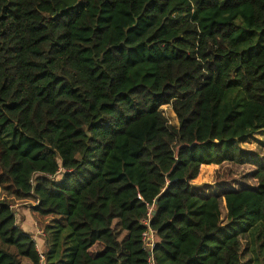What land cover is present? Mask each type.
<instances>
[{"label": "trees", "instance_id": "1", "mask_svg": "<svg viewBox=\"0 0 264 264\" xmlns=\"http://www.w3.org/2000/svg\"><path fill=\"white\" fill-rule=\"evenodd\" d=\"M262 130L264 0H0V264L41 262L14 201L43 264H148L151 209L157 264H264V169L193 185Z\"/></svg>", "mask_w": 264, "mask_h": 264}, {"label": "rangeland", "instance_id": "2", "mask_svg": "<svg viewBox=\"0 0 264 264\" xmlns=\"http://www.w3.org/2000/svg\"><path fill=\"white\" fill-rule=\"evenodd\" d=\"M162 111L169 123L177 127L178 121L172 108L170 106H165L162 108ZM242 148L247 152L248 159L250 160L249 164L243 167L225 165L216 170L203 171L202 177L198 181L199 184H195L194 189L203 192V194H209L218 193L225 189L241 190L255 187L256 183L252 179V175L258 167L264 169V130L249 137L247 143L242 144ZM31 205H33L32 201H14L13 209L18 215V224L22 226L24 231L32 233L34 238L41 243L43 242V238L37 235L39 230L36 227L37 224L29 217L27 221L26 214L29 213ZM222 211L225 216L226 210L224 203ZM94 254H97V251H94Z\"/></svg>", "mask_w": 264, "mask_h": 264}, {"label": "built area", "instance_id": "3", "mask_svg": "<svg viewBox=\"0 0 264 264\" xmlns=\"http://www.w3.org/2000/svg\"><path fill=\"white\" fill-rule=\"evenodd\" d=\"M139 198L142 199L141 197H139ZM152 215H153V209L150 210L149 218L145 222V225L147 226V231L143 235V241H144V250L149 255L148 264H157L155 261V258H154V250H155L156 244L158 242V238H157V233L150 227V219H151ZM37 235H40L41 237L44 236V234L41 231H38ZM35 241L37 242L36 246H37V249H38L40 256H41L40 264H43L45 258H44V255L42 253L41 246L38 244V241L36 238H35Z\"/></svg>", "mask_w": 264, "mask_h": 264}, {"label": "crops", "instance_id": "4", "mask_svg": "<svg viewBox=\"0 0 264 264\" xmlns=\"http://www.w3.org/2000/svg\"><path fill=\"white\" fill-rule=\"evenodd\" d=\"M175 114V113H174ZM176 116V115H175ZM177 118V117H176ZM178 121V120H177ZM220 167L219 166H215V165H212V166H202V168H201V171H200V176H199V178L193 183V185H195V184H199V179H201V177H202V173H203V171H208V170H212V169H219ZM224 207H225V202H224ZM225 210H226V208H225ZM26 216H27V221H28V215L26 214ZM27 221H26V223H27ZM26 223H24V224H26ZM39 231V230H38ZM38 244L40 245V243L38 242ZM42 245V244H41Z\"/></svg>", "mask_w": 264, "mask_h": 264}]
</instances>
